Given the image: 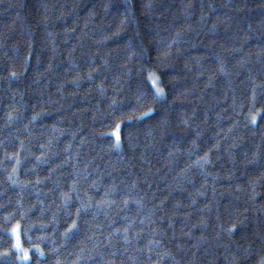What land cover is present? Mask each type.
<instances>
[{
	"label": "trees",
	"instance_id": "1",
	"mask_svg": "<svg viewBox=\"0 0 264 264\" xmlns=\"http://www.w3.org/2000/svg\"><path fill=\"white\" fill-rule=\"evenodd\" d=\"M16 225L27 264H264V0H0V264Z\"/></svg>",
	"mask_w": 264,
	"mask_h": 264
},
{
	"label": "rangeland",
	"instance_id": "2",
	"mask_svg": "<svg viewBox=\"0 0 264 264\" xmlns=\"http://www.w3.org/2000/svg\"><path fill=\"white\" fill-rule=\"evenodd\" d=\"M152 84L154 85L156 91L158 93H161V89L157 83V79L155 77L152 78ZM118 131H114V134H117ZM11 235L14 240V250L18 253V259L21 263L27 264L32 260L33 253H38L40 255H43L44 252L43 250L38 247H32V248H26L23 245L22 242V236H21V228L20 225H16L12 230H11Z\"/></svg>",
	"mask_w": 264,
	"mask_h": 264
}]
</instances>
